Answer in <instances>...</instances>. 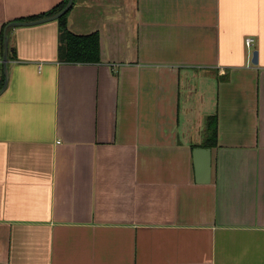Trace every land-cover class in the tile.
Listing matches in <instances>:
<instances>
[{"label":"crops","instance_id":"obj_1","mask_svg":"<svg viewBox=\"0 0 264 264\" xmlns=\"http://www.w3.org/2000/svg\"><path fill=\"white\" fill-rule=\"evenodd\" d=\"M62 1L0 0V264H264V0H72L96 64Z\"/></svg>","mask_w":264,"mask_h":264},{"label":"trees","instance_id":"obj_2","mask_svg":"<svg viewBox=\"0 0 264 264\" xmlns=\"http://www.w3.org/2000/svg\"><path fill=\"white\" fill-rule=\"evenodd\" d=\"M68 0H63L58 5L44 14L33 16L30 19H40L51 17L59 13L67 4ZM70 8L58 19V60L62 63L72 64H96L100 61V40L97 31L88 34H75L68 29L67 15ZM4 76L0 79V89L3 86ZM205 144L213 147L217 138V118L215 115L206 118Z\"/></svg>","mask_w":264,"mask_h":264},{"label":"water","instance_id":"obj_3","mask_svg":"<svg viewBox=\"0 0 264 264\" xmlns=\"http://www.w3.org/2000/svg\"><path fill=\"white\" fill-rule=\"evenodd\" d=\"M72 0H68L66 6L57 14L52 17L37 19L33 21H17L11 22L8 26H21V25H32L37 23H42L47 20L57 19L62 14H64L71 6ZM7 52H8V37L6 33H4V52L2 56V66H3V74H4V82L3 86L0 89V94L4 90L8 80V72H7ZM257 51H253L251 62L253 64L257 63ZM192 159L195 170V180L197 183H207L210 180L211 174V150L210 148H202L195 147L192 149Z\"/></svg>","mask_w":264,"mask_h":264},{"label":"built area","instance_id":"obj_4","mask_svg":"<svg viewBox=\"0 0 264 264\" xmlns=\"http://www.w3.org/2000/svg\"><path fill=\"white\" fill-rule=\"evenodd\" d=\"M244 42H245L246 47L248 49H251L252 47H254L256 40L251 36H247Z\"/></svg>","mask_w":264,"mask_h":264}]
</instances>
